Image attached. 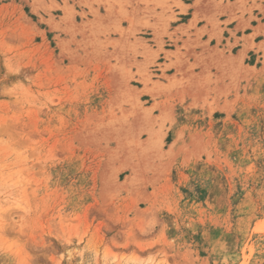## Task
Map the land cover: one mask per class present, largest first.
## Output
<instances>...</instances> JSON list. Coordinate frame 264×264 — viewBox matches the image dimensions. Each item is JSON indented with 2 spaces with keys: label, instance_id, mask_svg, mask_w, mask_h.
<instances>
[{
  "label": "rangeland",
  "instance_id": "rangeland-1",
  "mask_svg": "<svg viewBox=\"0 0 264 264\" xmlns=\"http://www.w3.org/2000/svg\"><path fill=\"white\" fill-rule=\"evenodd\" d=\"M0 0V264H264V0Z\"/></svg>",
  "mask_w": 264,
  "mask_h": 264
},
{
  "label": "crops",
  "instance_id": "crops-1",
  "mask_svg": "<svg viewBox=\"0 0 264 264\" xmlns=\"http://www.w3.org/2000/svg\"><path fill=\"white\" fill-rule=\"evenodd\" d=\"M57 3H59L60 4V1L59 0H55Z\"/></svg>",
  "mask_w": 264,
  "mask_h": 264
}]
</instances>
